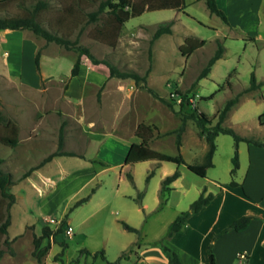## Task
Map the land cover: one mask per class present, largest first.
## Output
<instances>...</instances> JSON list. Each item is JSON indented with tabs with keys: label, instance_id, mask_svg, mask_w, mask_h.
<instances>
[{
	"label": "crops",
	"instance_id": "0c3cea01",
	"mask_svg": "<svg viewBox=\"0 0 264 264\" xmlns=\"http://www.w3.org/2000/svg\"><path fill=\"white\" fill-rule=\"evenodd\" d=\"M199 1L185 0V7L181 9L151 10L161 13L172 10L173 13V16L154 22L140 21L126 29L123 27L124 23L115 46L125 40L133 41V35L140 34L143 29L153 28L163 21L173 20L172 25H175L182 16L194 18V15L185 8L188 4ZM216 2L229 20L228 23L223 21L224 27L228 29L227 33H221L224 40L235 38L237 35L244 41L263 38L258 28L262 24L264 0H216ZM145 11L148 10H143ZM253 24L257 28L249 30V26ZM236 26L242 33L232 31ZM170 32H164L156 38ZM38 49L39 67L35 62ZM89 49L95 53L92 48ZM114 50L111 57L117 63ZM24 56L29 58L31 63H25ZM76 57V51L67 49L55 41L47 42L29 29L0 30V84H2L0 107L7 110L19 128L17 145L8 159L18 158L23 164L20 175L15 177L10 185L15 201L9 210L10 222L7 231L0 236L2 249L0 264H66L63 255L61 259L54 257L59 253L54 252L52 248L57 235H51L50 247L40 260L31 254L33 235H39L43 228L39 229L37 220L39 217L46 220L45 216L49 214L39 210L41 201L38 203V216L30 213L27 216L19 214L24 209L25 196L31 200L35 192L44 195L45 192L51 191L53 186L56 188L65 184V193L57 194L56 199L71 206L88 194L89 188L97 184L95 180L98 176L109 175V172L115 173L116 182L113 185L110 183L106 192L99 193L96 188L86 201L74 206L72 216L65 223L77 229L76 232H71L69 237L82 235L81 238L75 239L76 251L86 249L88 250L86 254L94 255V249L87 245L85 237L101 235L102 239H99L103 244L106 240L112 239L119 245L120 254L123 250L127 251L123 259L129 260L130 255L134 253L135 261L132 264H173L164 252L162 243L177 253L181 264H210L209 245L215 264H241L238 258L240 251L247 255L245 264H264V146L252 142L244 144L247 164L243 166L241 179L234 181V184H231L230 180L220 183L215 179H209L215 189L203 187L199 192L201 193L203 189L205 193L212 192L213 198L198 212L190 215L183 230L171 236H165L164 233V241L153 246H142L137 243V239H133L125 232L129 230L123 227L121 220L140 230L146 216L168 204L172 191L182 187V191L186 192L182 185L183 172L164 162L156 164L157 178L152 184L150 179L147 186H143L145 190L143 193V188L135 180L136 167L146 166L149 160L129 165L124 164V159L130 144L141 140L134 133L140 122L155 125L159 129L152 117L159 113L161 119L166 118L163 105L155 106L153 98H147L146 102L139 98L138 94H143L139 92L142 88L137 85L135 79L109 76V70L105 65L93 64L86 58L82 59L77 74L72 75L71 70ZM125 68L138 71L137 67L128 63ZM36 95L41 98L38 99ZM92 105L96 106V113L91 112ZM78 108L82 110L80 113L77 112ZM167 111L165 110L166 115ZM132 122L134 127L130 131L128 126ZM159 132L162 130L159 129ZM154 133L155 136L158 135ZM160 140L161 136H156L148 144L150 147L156 146L151 148L157 149V145L154 144ZM206 147L204 144V152ZM178 148L179 154L182 155L183 141ZM58 150L69 153H58L47 158ZM240 152V145L237 144V154ZM8 159L2 157V163L7 164ZM215 165L216 160L213 156L209 167ZM175 169L179 170V176L171 182L166 201L159 207L161 181ZM24 172L27 173L23 176ZM127 172L132 174L134 188L127 185L126 179L131 181ZM153 174H156L154 169ZM203 177H207L206 174ZM20 191L25 194H20ZM138 196L140 203L136 201ZM113 206L120 212L113 218L115 231H111L106 223L108 214L113 212ZM181 211L183 210L174 209L173 215L163 223V227L168 228L170 222ZM243 215L251 216L244 229H228L214 237L234 219ZM91 217H95L93 220L95 226L92 224L93 221L92 225L85 223ZM5 238L10 241L9 244L4 243ZM24 242L27 244L26 252L22 249ZM131 243L135 246L129 250L127 248ZM122 260L121 264H124Z\"/></svg>",
	"mask_w": 264,
	"mask_h": 264
},
{
	"label": "rangeland",
	"instance_id": "374dc122",
	"mask_svg": "<svg viewBox=\"0 0 264 264\" xmlns=\"http://www.w3.org/2000/svg\"><path fill=\"white\" fill-rule=\"evenodd\" d=\"M97 3L98 2H88L87 0H48L51 9L45 13V16L54 18L61 13L58 9L59 6L62 4H72L74 6V19H68L67 22H64L61 26V31L68 33L70 38L78 37L79 43L92 48L96 53L94 54L98 58H112V52L115 49L114 56H117V65L121 69L127 67V63L137 67V72L144 76L139 80H135L137 85L142 88L139 92L143 93H139L138 97L142 98L144 102L147 101V98H153L155 106L156 104L163 105V113L166 118L161 119L159 113L152 117L159 129L162 130V132H159V129L153 125L155 127L154 132L158 134L156 136H161V140L156 142L157 144H154L157 145L159 151L172 155L180 153L179 146L176 145V129L179 127L182 117L180 114L175 113L171 106L165 102V100L171 99L170 92L173 90H176V92L188 90V97L192 101L191 106H195L197 110L207 114V116L213 119V123L216 122L218 111L223 107L225 101L234 96H238L236 104L228 111L222 124L233 127V129L241 135H250L264 141V124L261 125L258 122V116L264 110V84L260 85L255 90H245L249 85L252 71H254L257 80H264V13L262 15V24L258 28L259 33L263 35L262 39L244 41L241 36L237 35L235 38H226L224 40L221 33H227L228 29L224 27L223 20L218 15L211 13L204 1L200 0L199 2L188 4L185 8L186 11L194 15V18L181 15V19L177 21L175 25H172L173 20L161 22L164 25L168 24L170 28H172L170 34L154 38L153 34L160 24L159 23L153 28L143 29L140 34L133 35V41L125 40L124 42H120L117 46L109 47L104 43L95 41L89 34L94 23L86 24V11L96 8ZM79 4L82 5L79 6ZM8 11L19 12L20 9L16 4H11L8 6ZM8 11L1 10L0 14L8 13ZM165 12L166 13L151 10L145 11L138 16L131 17L129 21L125 22V26L123 27L126 29L140 21L154 22L165 17L173 16L172 10ZM254 27L257 28V26L253 24L249 26L248 29L252 30ZM214 28H217V30ZM232 31L237 34L242 33L241 29L237 26L234 27ZM187 36L205 39V43L189 55H183L180 52L179 46L185 42ZM217 39H220L224 45L223 55L220 59L215 61L210 72L206 76L198 79V75L202 68L207 64L209 57L217 48ZM24 62L31 63L30 59L26 56H24ZM229 73H231L229 77L231 85L225 83ZM1 85L2 84H0V86ZM220 85H223V88L217 90ZM148 87L154 88L158 95L149 91ZM212 92H215L214 95L212 97H207ZM36 97L38 99L41 98L39 95H36ZM45 108L47 107L45 106ZM58 108L61 109L60 106ZM0 109L9 115L7 110L1 107ZM165 110H168L167 115ZM81 111V108L77 109V112L80 113ZM91 112H97L96 106L94 107V105H92ZM133 127L134 123L132 122L128 128L132 131ZM156 136L154 135L150 140ZM181 141H183L184 152L182 155L184 159L187 162L195 164L201 163L206 141L203 136L199 135V128L193 119L186 120L185 129L181 135ZM215 142L216 149L213 156L216 160V165L207 168V177L194 173L183 163L176 164L170 161H163L166 165L179 168V170L183 172L182 185L186 192L182 191V187H178L175 191H172L167 205L149 214L146 218L144 216L145 219L143 218L144 220L138 234L125 231L130 237L137 239V243L142 246H153L158 242L162 243L164 241L163 235L164 233L166 235L167 231V228L163 227V223H166L173 215L174 209H187L190 201L198 197L201 188L207 187L215 189L209 179H215L220 183L229 180L239 181L241 179L243 176V166L247 164V156L244 150L245 141H239L237 143L241 148L239 155L237 154V144L232 135L228 133H219L215 138ZM13 150L14 149H11L9 146L0 144V158L4 157L8 159V156L12 154ZM236 158L237 160H235ZM239 161L241 164V166H239L240 169L238 167V165H240ZM152 162L154 161L149 160L146 166L138 165V167H136L135 180L136 183L143 188V193L145 192L143 186H147L150 179L152 184L157 178L158 170L157 167H155L156 164H152ZM150 166L154 169V173L156 174L151 175L147 181L146 176L151 169ZM2 167L5 170L9 169L13 173V178L19 176L20 172L23 170L22 161L18 158L8 159L7 164H3ZM109 173V175L103 174L98 176L95 180L97 184H93V186H95V189L98 188L99 193L108 191L110 185L116 182L115 173ZM64 178H66V176H64ZM126 180L128 182V187L134 188V183L128 181V179ZM103 183H105V185H103ZM65 189L66 185L63 184L56 188L53 186L51 191L45 192L44 195H38V193L35 192L34 195L31 196V200L25 196V202L23 204L24 209L19 212V214L22 213L27 216L30 213L31 215L36 214L38 216L39 210H43L44 214L48 213L49 215H47V221L40 217L38 218L37 225L39 229L40 227L49 226L52 230H56L60 224L58 221L60 222L64 217L65 221H68L72 216V210L74 208L72 207L73 204L70 206L65 204V201L59 202V200L56 199L58 197L57 194L63 193ZM90 189L91 188H89L88 193ZM19 193L25 194L21 191ZM4 200L6 201V199ZM40 201L41 205L39 206L38 203ZM136 201L140 203V196H138ZM20 208L22 209L23 207L21 206ZM116 209L117 208L113 206V212L108 214L106 220L111 231L116 230L114 227L115 220L113 218L116 213H120L119 210ZM94 219L95 217H91L85 223H87V225L91 224V221ZM92 224L95 226V221H93ZM70 225L73 224L70 223ZM66 228L67 225L64 226L62 232L56 234L57 240L52 243L54 252L62 251L61 255H63L66 264H108L107 260L114 261L120 254L117 242L108 239L105 241V245L101 240V235H94L93 237L88 236L85 237V240L87 241V245H90L92 249H94L95 254L99 250H103L106 259L101 258L99 254L90 255L86 254V252L82 254L74 249L75 239L77 237L81 238L82 235L79 234L76 237H69ZM72 229V232L77 231L75 227ZM116 233L117 232L114 234L117 235ZM60 240H64L67 246L62 248ZM134 246L135 244L131 243L127 249H131ZM3 248H5V246ZM22 249L23 252H26V243L22 245ZM77 257H79V261L75 262L74 259ZM68 258L71 260L69 261ZM122 261L124 264H132L135 261L134 253L130 255L129 260L123 259Z\"/></svg>",
	"mask_w": 264,
	"mask_h": 264
},
{
	"label": "trees",
	"instance_id": "16d2710c",
	"mask_svg": "<svg viewBox=\"0 0 264 264\" xmlns=\"http://www.w3.org/2000/svg\"><path fill=\"white\" fill-rule=\"evenodd\" d=\"M81 1V0H76ZM88 2H98L96 8L86 11L87 20L86 24L94 23V26L91 28L90 35L91 37L99 42L105 43L111 47H114L117 42L118 35L124 23L131 17L140 15L143 10H156L163 8H178L181 9L185 7V0H87ZM206 7L211 13L218 15L224 22L228 23V17L226 13L217 5L216 0H203ZM11 4H16L20 9L19 12H10L8 11V6ZM82 4H79L81 6ZM93 5V4H88ZM82 8V7H81ZM50 4L48 0H0V11L5 10L8 13L0 14V30L11 28V29H29L34 34L43 37L47 42L55 41L58 44L63 45L67 49H72L77 52V57L74 61L71 74H77L81 61L83 58H86L93 64H103L109 70V76H115L120 78L130 77L135 80H139L144 76L140 75L137 71L131 68L121 69L115 60L109 57L98 58L89 47L82 45L78 41V37L70 38L68 33L61 31V26L64 22H67L68 19H74V6L72 4H62L59 6V13L54 18H48L45 16V13L50 10ZM71 16V17H70ZM171 28L168 24L164 25L160 23L153 37L156 38L164 32H170ZM205 43V39H199L193 36H187L185 42L179 46L180 52L183 55H189L195 49L201 47ZM224 51V45L220 39H217V48L214 53L209 57L207 64L202 68L201 72L198 75V79L206 76L214 62L221 57ZM39 55L40 49L37 50L35 54V62L37 67H39ZM231 73L228 74V78L225 80L227 85H231L229 77ZM264 84V80H257L254 71L250 74L249 85L245 88L248 90H255L260 85ZM223 88V85H220L217 90ZM149 91L153 94L158 95L156 90L152 87H148ZM216 90V91H217ZM215 92H212L207 97H212ZM178 94L181 95V102L176 104L174 99L165 100L172 110L180 114L182 121L179 127L176 129V145L180 146L181 144V135L185 129L186 120L193 119L199 128V135L203 136L207 147L203 155V160L201 163H187L181 154L172 155L157 149L151 148L148 144L150 139L154 136L153 125L147 124L145 122H140L134 133L141 140L139 142H132L127 151V154L124 159V164H134L141 161H154L155 164H159L163 161H170L176 164L183 163L186 167L193 171L194 173L205 176L207 168L211 165L213 155L216 149L215 138L219 133H228L233 136L236 144L239 141L252 142L257 145L264 146V141H261L250 135H241L237 133L233 127L223 125L222 122L226 118L228 111L236 104L238 96H234L225 101L223 107L218 111L217 120L213 123L207 114L197 110V107L191 106L188 97V90L184 92L178 91ZM204 97V98H207ZM259 124H264V110L258 116ZM18 125L17 122L3 110L0 109V144L6 145L14 149L18 142ZM61 145V140H59V147ZM58 153H69L67 151L54 152L50 154L47 158ZM237 160V158L235 159ZM2 158H0V236L7 231V226L10 222V207L15 201V195L10 190V185L14 182L13 174L9 170H5L2 167ZM27 172H24L22 175H26ZM153 174V169L149 171L146 176L148 181L149 177ZM128 178L133 182V177L130 172H127ZM179 176V170L175 169L171 174L166 175L161 181V187L159 190V207L163 205L166 201L167 194L171 189V182ZM234 181H231V184H234ZM95 186L91 187L90 192L78 199L72 207L79 205L80 203L86 201L90 194L94 192ZM213 198V193H205V190L199 194V196L194 199L189 207L186 210L181 211L176 215V217L170 222L166 235L171 236L175 232L181 231L186 226L187 220L193 213L198 212L202 207L207 205ZM6 199V201L4 200ZM71 207V208H72ZM251 216L243 215L234 219L227 227L223 228L221 231L217 232L214 237H217L222 232L228 229L242 230L244 229L249 221ZM60 224L56 230H52L49 226H44L39 235H33V249L31 254L37 259L40 260L41 257L47 252L50 247V237L51 235L55 236L56 234L63 231L65 226V217L62 218L59 222ZM123 227L129 231H134L139 233V229L132 226L128 222L121 220ZM4 243L9 244L10 241L5 238ZM62 248L67 246V243L63 240L60 241ZM136 243V242H135ZM162 248L164 252L169 257V260L173 264H181V261L176 252L171 251L170 248L162 243ZM131 250V249H129ZM12 252V249L10 248ZM86 252V249H81L80 253ZM2 249H0V254ZM62 251L57 253L54 257L55 259H61ZM99 254L101 258L106 259L103 250H99L95 255ZM127 254L126 250H123L121 254L114 260L108 261V264H121V260L125 258ZM209 256L210 264L214 263L213 254L211 251V245H209ZM75 262L79 261V257L74 259Z\"/></svg>",
	"mask_w": 264,
	"mask_h": 264
},
{
	"label": "built area",
	"instance_id": "2783aa9c",
	"mask_svg": "<svg viewBox=\"0 0 264 264\" xmlns=\"http://www.w3.org/2000/svg\"><path fill=\"white\" fill-rule=\"evenodd\" d=\"M170 95H171V98L174 99V102L176 104H179L181 102V99H182L181 95H179L178 92H176V90L171 91ZM189 101L190 103L192 102L190 98H189ZM45 219H48V216H45ZM66 231L67 233L70 234L72 232V227L68 225L66 228ZM238 258L240 259L241 264H245L247 255L244 251H240L238 252Z\"/></svg>",
	"mask_w": 264,
	"mask_h": 264
}]
</instances>
